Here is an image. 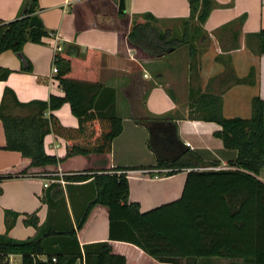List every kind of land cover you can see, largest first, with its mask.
Listing matches in <instances>:
<instances>
[{"label": "crops", "instance_id": "crops-1", "mask_svg": "<svg viewBox=\"0 0 264 264\" xmlns=\"http://www.w3.org/2000/svg\"><path fill=\"white\" fill-rule=\"evenodd\" d=\"M213 1L214 6L202 24L205 40L199 42L191 62L186 44L154 58L127 40L132 19L141 20L145 13L153 15L162 29H165L163 22L180 23L189 16L187 0H124L122 11L118 10L116 0H38L37 15L49 34L40 43L23 44L22 52L31 64V72L21 71V60L11 50L0 53V67L11 70L5 80H0V104L5 88L20 103L47 101L50 95L62 96L51 71L54 50L69 45L81 51L89 47L94 50L93 66L99 81L116 90L115 106L122 117L123 129L113 139L107 154L74 155L57 164L31 167L30 160L20 152L3 149L5 135L0 120V174L26 171L0 182V234L6 231L5 210L18 214L8 232L12 238L25 239L36 234L32 226L23 223L25 215L33 212L37 214L41 234L75 228L84 207L95 195L94 175L128 167L129 201L137 202L144 213L181 199L189 172L216 171L219 169L212 168L228 165L235 158L236 152L224 148L222 141L213 135L219 129L216 123L188 117L187 93L189 88L204 90L211 78L223 72V64L215 57L230 55L237 76L245 77L251 67L255 68L256 83L228 88L222 96L223 115L249 118L252 97L258 95L264 103V54L253 53L246 45L247 34L264 29V0ZM22 3L23 0H0V20L15 19ZM242 15L246 18L238 45L231 46L235 42L231 37L235 27H223L232 26ZM170 28L179 32L180 24ZM229 48L227 52L225 49ZM181 51L185 52L184 57ZM182 84L185 86L181 87ZM211 84L213 89L214 83ZM180 89L182 95L178 97L176 92ZM3 109L20 115L33 112L32 108L16 106L8 97ZM50 113L65 127L79 126L68 103ZM66 144L64 138L52 131L44 136L43 147L48 155L63 157ZM60 172H82L90 177L77 180L66 178L72 175L67 174L60 179ZM257 177L264 182V167ZM192 180L189 197L178 205L182 217L188 207L199 204L195 199L198 185L196 179ZM75 232L80 247L107 241L111 252L122 255L126 264H173L157 260L134 243L111 240L108 209L100 204L92 206L82 227ZM184 249L189 252L173 256L180 264H192L194 260L196 264L230 261L199 256L192 245ZM74 264H83V260L77 259Z\"/></svg>", "mask_w": 264, "mask_h": 264}, {"label": "trees", "instance_id": "trees-1", "mask_svg": "<svg viewBox=\"0 0 264 264\" xmlns=\"http://www.w3.org/2000/svg\"><path fill=\"white\" fill-rule=\"evenodd\" d=\"M187 1L189 16L181 19L179 32L171 28L162 29L153 15L145 13L141 20L132 19L128 42L154 58L186 44L192 62L199 42L205 40L202 38V24L214 1ZM37 11L38 0H23L22 9L15 19L0 20V53L6 50L20 53L26 62L24 66L21 61L23 72L32 71L22 52L23 44L40 43L49 34L43 25L28 26L31 16ZM245 18L246 15H242L232 26L223 27H235L231 33L235 42L231 46L238 45ZM246 45L253 53L264 54V29L247 34ZM225 50L229 52L230 48ZM93 57L94 50L89 47L81 51L77 46L69 45L65 49L54 50L55 78L62 96L50 95L47 101L20 103L10 89H4L0 104V120L5 135L3 149L20 152L30 160L31 167L57 164L74 155H103L111 151L113 139L122 132L123 121L115 106L116 90L99 81ZM215 60L223 64V72L211 78L204 90L189 88L188 117L219 126L213 135L222 141L224 148L236 152L235 158L228 162L232 169L189 172L181 199L144 213L140 212L137 202L129 201L126 174L114 171L94 175L95 195L84 207L75 228L70 226L65 230L53 229L41 234L37 214L33 212L25 215L23 223L32 226L36 234L25 239L12 238L8 232L18 214L5 210L6 231L0 234V253L19 254L22 264H33L32 256L36 255H46L49 264H74L77 259H82L83 264H126L122 255L111 252L107 241L82 247L78 243L76 229L82 227L92 206L100 204L108 209L111 240L134 243L161 262L180 264L173 256L189 252L184 248L192 245L195 252L205 258H227L230 260L228 264H264V182L257 177L264 167V103L256 95L251 99L249 118L225 117L222 112L224 92L233 85H254L256 73L251 67L245 77L237 76L230 55H217ZM10 73V69L0 67V80H5ZM7 97L16 106L32 108L33 112L25 115L4 112ZM64 103L69 104L71 113L78 120L77 128L63 126L50 113ZM46 112L48 117H45ZM50 131L67 141L63 157L45 153L43 140ZM120 169L128 167L115 170ZM25 172L0 174V182ZM89 177L82 172L66 176L77 180ZM192 179H196L198 185L194 197L199 204L188 207L182 217L178 213V205L189 197L188 186ZM192 264H196L195 260Z\"/></svg>", "mask_w": 264, "mask_h": 264}, {"label": "built area", "instance_id": "built-area-1", "mask_svg": "<svg viewBox=\"0 0 264 264\" xmlns=\"http://www.w3.org/2000/svg\"><path fill=\"white\" fill-rule=\"evenodd\" d=\"M57 49V48H56ZM52 73L55 74L57 72V67L55 65H52V69H51ZM231 168L229 165H223L222 167L219 168H212V169H229ZM117 174H126L127 170H117L115 171ZM77 173V172H75ZM67 174H74V173H58L59 178L61 179L63 176L67 175ZM45 187L48 185V182L46 181L43 184ZM14 256H19L20 260L18 262H15V258ZM32 260H33V264H49L47 261V256L46 255H36V256H32ZM52 260L54 261L55 259L52 258ZM0 264H22V260H21V255L19 254H2L0 253Z\"/></svg>", "mask_w": 264, "mask_h": 264}, {"label": "water", "instance_id": "water-1", "mask_svg": "<svg viewBox=\"0 0 264 264\" xmlns=\"http://www.w3.org/2000/svg\"><path fill=\"white\" fill-rule=\"evenodd\" d=\"M118 10L119 11L124 10V0H119ZM41 25H42V22L39 16L37 14L32 15L29 20L28 26L31 27V26H41ZM15 54L21 59V61L23 62V65L25 66L26 62L22 59L21 54L20 53H15Z\"/></svg>", "mask_w": 264, "mask_h": 264}, {"label": "rangeland", "instance_id": "rangeland-1", "mask_svg": "<svg viewBox=\"0 0 264 264\" xmlns=\"http://www.w3.org/2000/svg\"><path fill=\"white\" fill-rule=\"evenodd\" d=\"M116 3L118 4V0H116ZM158 22H159V21H158ZM179 24H180L179 21H177V22H166V23L163 22V26H164L165 28H168V27H169V28H170V27H176V26H178ZM158 25H159V24H158ZM183 48H184V47H183ZM184 53H185V52H183V51L180 52L181 56L183 55L182 57L185 56ZM129 71H130V72H134V69L131 70V68H130ZM190 84H191V83H190ZM190 84H189V85H190ZM183 85L185 86V84H182L181 87H183ZM192 86L196 87V85H192ZM182 90H183V89H180V90H178V91L176 92V94L178 95V97H180V96L182 95V92H181ZM14 258H15V260H16L15 262H18V261L20 260V257H19V256H14Z\"/></svg>", "mask_w": 264, "mask_h": 264}]
</instances>
